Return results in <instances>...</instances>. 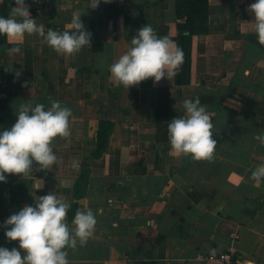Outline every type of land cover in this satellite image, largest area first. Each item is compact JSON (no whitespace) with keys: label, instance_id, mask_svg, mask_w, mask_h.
<instances>
[{"label":"crops","instance_id":"1","mask_svg":"<svg viewBox=\"0 0 264 264\" xmlns=\"http://www.w3.org/2000/svg\"><path fill=\"white\" fill-rule=\"evenodd\" d=\"M252 2L208 0V33L192 39L190 84L176 85L175 73L129 88L114 80L110 65L145 24L174 41L177 0L29 5L46 30H69L73 14L81 17L92 40L72 55L58 54L38 34L0 44V129L15 123L22 103L48 108L58 100L72 110L70 134L52 141L56 162L43 170L34 164L24 177L6 173L0 183V246L19 247L5 237L4 221L53 192L76 202L75 212L91 208L96 214L88 241L67 249L70 264H211L205 257L230 247L235 264H264V179L251 176L264 164L257 138L264 134V43L253 30ZM13 6L10 0L9 11ZM13 46L21 51L9 53ZM166 98L169 122L184 114L185 99L199 98L206 107L217 141L211 158L178 156L169 141L156 139L158 105ZM102 121L113 123L114 132L107 151L95 158ZM84 169L89 182L76 199ZM39 179L42 186L34 189ZM69 210L72 227L75 212L69 218Z\"/></svg>","mask_w":264,"mask_h":264},{"label":"clouds","instance_id":"2","mask_svg":"<svg viewBox=\"0 0 264 264\" xmlns=\"http://www.w3.org/2000/svg\"><path fill=\"white\" fill-rule=\"evenodd\" d=\"M14 6L7 16L0 15V35L21 38L25 34H38L58 54L72 55L85 47L90 48L92 33L86 29L81 17L73 14L72 28L58 31L45 29L37 23L26 0H13ZM109 0H92L93 8ZM251 13L253 30L264 43V0H253ZM130 48L110 67L115 81L129 88L142 81L175 75L183 62V49L167 36H158L150 24L137 30L130 41ZM21 51L19 46L8 49L9 53ZM19 75V73H17ZM184 114L167 123L170 148L178 156L203 160L212 157L217 146L213 138V124L206 107L199 98L183 101ZM17 119L8 128L0 129V183L7 181V174H22L32 170L33 165L45 169L53 165L57 156L52 149L54 138L67 137L72 110L60 101L51 102L46 108L42 103L18 106ZM258 140L264 143V134ZM78 168V162L72 165ZM255 180L264 179V164L251 170ZM35 188L41 181L34 182ZM71 204L53 192L35 199L33 205H25L11 214L3 224L8 241H17L19 247L11 249L0 246V264H70L67 249L84 245L93 234L97 219L91 208L78 209L71 221L66 220Z\"/></svg>","mask_w":264,"mask_h":264},{"label":"trees","instance_id":"3","mask_svg":"<svg viewBox=\"0 0 264 264\" xmlns=\"http://www.w3.org/2000/svg\"><path fill=\"white\" fill-rule=\"evenodd\" d=\"M10 0L0 2V15L7 16ZM176 15L178 35L173 39L179 47L183 49L184 57L182 65L176 71L175 83L178 86L190 84L191 64H192V39L195 35L208 33L209 26V3L208 0H177ZM7 36L0 35V44L6 42ZM169 103L167 98L160 99L158 105V121L156 139L160 142H168L167 123L169 122ZM114 124L102 121L98 128L97 149L94 153L95 158H101L108 149L109 138L114 132ZM90 170L84 169L77 180L74 188V197L82 198L89 182ZM78 207L74 202L69 210V218Z\"/></svg>","mask_w":264,"mask_h":264},{"label":"built area","instance_id":"4","mask_svg":"<svg viewBox=\"0 0 264 264\" xmlns=\"http://www.w3.org/2000/svg\"><path fill=\"white\" fill-rule=\"evenodd\" d=\"M53 1L57 2H63L67 0H26L28 5H43L46 3H50ZM78 1V0H73ZM5 86V80L3 78H0V97H4L5 94L3 92V88ZM232 239L234 240L236 237V233H232L231 235ZM205 260L207 262H210L211 264H235L236 262V253L235 251L230 247L225 252L218 253V254H212L207 257H205Z\"/></svg>","mask_w":264,"mask_h":264},{"label":"water","instance_id":"5","mask_svg":"<svg viewBox=\"0 0 264 264\" xmlns=\"http://www.w3.org/2000/svg\"><path fill=\"white\" fill-rule=\"evenodd\" d=\"M39 181H41V186H42L43 180L42 179H39Z\"/></svg>","mask_w":264,"mask_h":264}]
</instances>
